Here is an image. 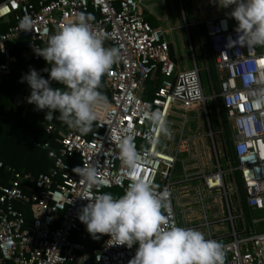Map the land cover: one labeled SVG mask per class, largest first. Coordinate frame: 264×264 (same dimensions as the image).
<instances>
[{
    "label": "built area",
    "instance_id": "2783aa9c",
    "mask_svg": "<svg viewBox=\"0 0 264 264\" xmlns=\"http://www.w3.org/2000/svg\"><path fill=\"white\" fill-rule=\"evenodd\" d=\"M78 14L87 16L92 28L106 35L105 46L117 47L122 58L104 74L110 96L94 129L86 134L70 127L61 130L57 149L48 143H35L48 150L53 161L49 173L36 175L0 161L6 176V182H0V264H128L136 245H109L115 241L107 235L93 239L78 219L79 209L88 203L80 196L95 197L113 188L122 194L126 190L131 173L119 159L118 146L127 136L132 137L141 157L137 175L148 180L157 194L168 193L165 227L194 229L190 224L181 225L177 212V206L190 195L188 188L194 187L195 205L203 211L199 225L207 229V239L221 243L225 264H264V105L256 106L253 95L264 92V46L226 48L227 38L237 35V22L225 13L202 22L219 73V96L232 127L231 154L236 167L224 165L215 150L214 170L199 180H175L179 153L192 144L181 135L174 150L162 148L163 132L149 114L161 113L167 126L181 110H202L213 144L223 133L222 120L215 113L218 126L213 132L202 68L195 61L191 67L178 70L164 31L146 20L142 0H0V24L14 22L0 33L4 45L0 76L18 59L45 61L33 49L43 48L49 35ZM26 19L31 23L29 31L22 29ZM225 19L226 30L221 27ZM18 44L21 49L16 55L12 49ZM148 80L155 81L156 87L146 98ZM210 97L209 101L216 95ZM45 129L52 133L55 127L49 124ZM207 160L213 164L211 155ZM89 165L95 168L98 181L91 189L72 171ZM236 172L244 187L246 207L250 214L259 215L251 216L248 223ZM214 197L219 198L215 203L206 202ZM24 209L29 210L30 219ZM224 223L231 226L230 231L211 234L212 227L220 228Z\"/></svg>",
    "mask_w": 264,
    "mask_h": 264
},
{
    "label": "clouds",
    "instance_id": "9594fccd",
    "mask_svg": "<svg viewBox=\"0 0 264 264\" xmlns=\"http://www.w3.org/2000/svg\"><path fill=\"white\" fill-rule=\"evenodd\" d=\"M209 2L226 9V17L237 22L234 29L237 35L235 39L227 38L226 48L264 46V0ZM221 27L227 29V19L221 21ZM22 29L31 30L29 20L23 22ZM105 39L104 33L92 28L87 16L78 14L49 35L45 47L33 49L49 67L40 71L29 68L20 82H27L30 88L26 101L36 110H46L45 120L59 119L86 134L100 118L107 104L99 91L101 78L122 58L117 47L105 46ZM3 50L4 45L0 43V51ZM42 71L48 72L47 78L41 75ZM52 81L63 87H53ZM253 95L256 106L264 105V92ZM148 118L160 131H167L161 113L152 112ZM118 147L122 165L130 170V182L118 197L111 192L95 197L80 196L88 203L79 209L78 219L90 237L99 240L107 235L115 241L109 245L128 248L136 245L135 255L128 264H224V249L217 240L207 239L197 229L165 227L168 193L157 194L148 180L137 175L141 157L131 136L123 138ZM72 171L89 189L98 182L91 165L77 166Z\"/></svg>",
    "mask_w": 264,
    "mask_h": 264
},
{
    "label": "rangeland",
    "instance_id": "374dc122",
    "mask_svg": "<svg viewBox=\"0 0 264 264\" xmlns=\"http://www.w3.org/2000/svg\"><path fill=\"white\" fill-rule=\"evenodd\" d=\"M179 1L180 0H142V8L146 17L153 16L155 18L157 27H161L157 20V17L159 18V21L163 25L161 28L165 33L166 39L170 43V49L178 70L191 67L195 61L199 67L202 68L203 89L205 96L208 97L207 109L211 123L213 124V132H215L216 125L218 126V121L216 122L215 119V113L218 112L222 120L223 133L219 134L220 136L218 138L215 137L214 144L210 137L208 123L202 110H192L187 112L181 110L182 113L180 116L174 117L168 121L166 126L167 131L163 132L161 141L162 148L166 150H174L181 135L188 137L192 144L191 148L179 153L173 171V178L175 180L187 178L191 182V180L194 181L203 174L214 170L216 166L215 150L218 156L222 157L223 164L227 165L228 168H230V166L235 168L236 164L231 154L233 140L232 127L229 121L225 119L222 100L219 96V91L216 90L214 84L213 75L215 74L219 81V73L216 68L214 73L210 68V57L212 56V53L209 49L207 37L202 26H199L200 28L197 29L194 25L189 26L188 23H186L182 17V10ZM214 94L216 95V98L213 97ZM210 96L214 98L211 101H209V99H211ZM25 107L29 108V104L27 103ZM199 119H201L202 122ZM67 127L69 126H66L63 130ZM209 155L213 158V164H210L207 160ZM199 156H202L203 158H200ZM205 157H207V159H205ZM193 188L194 187L188 188L190 195L182 200V204L177 206V212L181 219L180 224H190L195 226L194 229L203 232L207 238L209 236L207 229L199 225L203 221V211L199 206L195 205L196 202L192 195ZM237 190L240 197L241 195L238 187ZM114 191H116L114 188L107 190V192ZM215 199L218 200L219 198H206V202L212 204L217 201ZM214 211L215 210L212 209V213H214ZM227 214V211H225L226 216ZM251 216L259 217L257 213H251ZM251 216L247 217L245 213L246 223L250 221ZM230 229L231 226L228 223H224L220 228L212 227L210 230L211 234H218L222 231H230Z\"/></svg>",
    "mask_w": 264,
    "mask_h": 264
},
{
    "label": "trees",
    "instance_id": "16d2710c",
    "mask_svg": "<svg viewBox=\"0 0 264 264\" xmlns=\"http://www.w3.org/2000/svg\"><path fill=\"white\" fill-rule=\"evenodd\" d=\"M152 26H156L155 21L148 20ZM14 22H4L0 24V33L7 30V28ZM45 47V44H43ZM21 49V45L14 47L12 53L18 54ZM210 49V48H209ZM211 52V50H210ZM210 57V68L215 71L213 54ZM49 65L45 61H18L11 65L10 69L2 76H0V161L15 167L18 170H24L33 174L49 173L53 169V161L48 157V150L42 149L35 143H48L52 149H57L60 138V131L67 125L59 119H53L51 121L45 120L46 110H36L35 106L31 103L30 107L25 109L18 106L17 120H10L4 117V112L12 103L14 98H26L30 93V88L27 82H20V77L29 71V68H34L37 71L48 68ZM41 75L45 78L48 77L47 71H42ZM214 84L216 90L219 91L218 77L214 74ZM53 87H63L58 85L55 81H52ZM156 87L155 81L148 80L145 85L144 97H149L153 94ZM99 91L106 97V101L109 99L110 93L104 82V75L101 78V84ZM225 116V111H223ZM59 115L58 113L56 114ZM226 119V116H225ZM53 125L55 127L54 132H46L47 125ZM95 128V122L92 125V129ZM0 181L6 182V176L2 170H0ZM236 185L240 190V198L243 203L244 212L246 216H251L250 210L245 205V191L241 182L239 172L235 173ZM111 192L114 196L118 197L122 195L119 189ZM27 219H30V212L24 209ZM6 264H12L7 262Z\"/></svg>",
    "mask_w": 264,
    "mask_h": 264
},
{
    "label": "crops",
    "instance_id": "0c3cea01",
    "mask_svg": "<svg viewBox=\"0 0 264 264\" xmlns=\"http://www.w3.org/2000/svg\"><path fill=\"white\" fill-rule=\"evenodd\" d=\"M179 4H180V8L182 10V17L184 18L186 23H188L189 26L194 25L195 27H197V29H199L201 26L204 29L202 22L205 19L211 18L214 16H219V15L227 12L226 9L219 8L217 5L210 3L209 0H180ZM146 20L147 21L148 20L155 21L156 27H157V22L153 16L146 17ZM157 20L160 23L161 27H163V25L159 21L158 17H157ZM204 32H205V29H204ZM171 54H172V51H171ZM172 58H173V55H172ZM151 96H149V97H151ZM149 97H147V98H149ZM13 102H14V104H13ZM27 103L28 102L26 101L25 98L24 99L23 98H14L12 103L9 105L7 110L4 112V117L8 118L10 120H17V118H18L17 113H16L17 107L21 106V107H24L25 109H27L25 107V105H27ZM16 104H17V106H16ZM29 107H30V104H29Z\"/></svg>",
    "mask_w": 264,
    "mask_h": 264
},
{
    "label": "snow or ice",
    "instance_id": "6c2138e0",
    "mask_svg": "<svg viewBox=\"0 0 264 264\" xmlns=\"http://www.w3.org/2000/svg\"><path fill=\"white\" fill-rule=\"evenodd\" d=\"M262 64H264V61H261Z\"/></svg>",
    "mask_w": 264,
    "mask_h": 264
},
{
    "label": "bare ground",
    "instance_id": "6f19581e",
    "mask_svg": "<svg viewBox=\"0 0 264 264\" xmlns=\"http://www.w3.org/2000/svg\"><path fill=\"white\" fill-rule=\"evenodd\" d=\"M102 112V111H101Z\"/></svg>",
    "mask_w": 264,
    "mask_h": 264
}]
</instances>
